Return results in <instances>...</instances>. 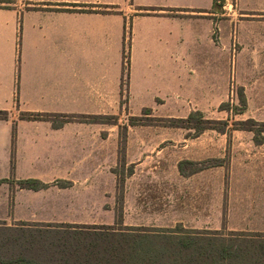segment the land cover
Returning <instances> with one entry per match:
<instances>
[{
	"label": "rangeland",
	"instance_id": "374dc122",
	"mask_svg": "<svg viewBox=\"0 0 264 264\" xmlns=\"http://www.w3.org/2000/svg\"><path fill=\"white\" fill-rule=\"evenodd\" d=\"M235 10L217 1V48H190L173 96L154 101L146 123L131 124L142 108L128 100L103 119L118 130L108 180L45 182L36 192L21 191L13 177L0 183V256L25 248L37 264L69 263L50 261L67 256L58 245L67 235L56 231L68 225L264 232V132L235 123L264 122V48H243L256 22ZM195 110L212 126L227 119V131L172 125Z\"/></svg>",
	"mask_w": 264,
	"mask_h": 264
},
{
	"label": "crops",
	"instance_id": "0c3cea01",
	"mask_svg": "<svg viewBox=\"0 0 264 264\" xmlns=\"http://www.w3.org/2000/svg\"><path fill=\"white\" fill-rule=\"evenodd\" d=\"M217 1L264 48V0H0L2 183L108 180L118 130L90 117L173 96L190 48H217ZM74 115L89 117L54 124Z\"/></svg>",
	"mask_w": 264,
	"mask_h": 264
},
{
	"label": "trees",
	"instance_id": "16d2710c",
	"mask_svg": "<svg viewBox=\"0 0 264 264\" xmlns=\"http://www.w3.org/2000/svg\"><path fill=\"white\" fill-rule=\"evenodd\" d=\"M239 100L242 107L246 108L247 97L244 92L240 93ZM151 112V107H144L142 115L132 116L134 122L131 124L146 123L143 119ZM2 113L1 117H7V111ZM21 117L47 119L49 115L40 112L21 113ZM88 117L87 115L68 116L61 122L55 121L54 124H62L75 118L84 120ZM90 118L94 121L107 119L106 116ZM211 122L212 120L206 118L201 110H195L187 118H181L172 125L196 128L199 132L208 128H215L221 132H226L228 129L227 119L215 121L217 126H212ZM235 123L241 125L239 127L241 129L264 132V122L253 118L236 120ZM2 182L4 180H0V183ZM19 185L22 188L36 190L47 186L45 182L34 178L21 179ZM68 227L56 231L67 235L58 244L60 252L67 256L61 258L63 260L55 258L50 261L69 262L65 264H264V232L234 230L224 234L210 229L190 230L186 227L144 225L115 227L110 224L68 225ZM24 250L25 248L14 258L6 259L0 256V264H37L36 261H40L32 255L25 254Z\"/></svg>",
	"mask_w": 264,
	"mask_h": 264
}]
</instances>
